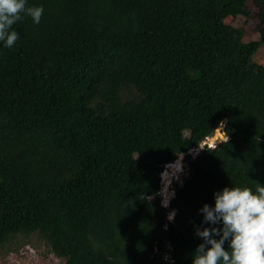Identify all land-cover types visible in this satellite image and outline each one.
<instances>
[{"label": "trees", "instance_id": "trees-1", "mask_svg": "<svg viewBox=\"0 0 264 264\" xmlns=\"http://www.w3.org/2000/svg\"><path fill=\"white\" fill-rule=\"evenodd\" d=\"M27 4L40 23L22 14L0 42V246L36 235L64 264H192L214 193L264 186V69L223 22L253 4L264 23V0ZM217 129L228 143L186 154ZM181 155L165 208L160 174Z\"/></svg>", "mask_w": 264, "mask_h": 264}, {"label": "clouds", "instance_id": "clouds-1", "mask_svg": "<svg viewBox=\"0 0 264 264\" xmlns=\"http://www.w3.org/2000/svg\"><path fill=\"white\" fill-rule=\"evenodd\" d=\"M43 11V7L28 6L27 0H0V42L12 48L19 39L13 26L22 19V14L38 25ZM217 130L223 138L224 133ZM223 141L228 143V136ZM221 142L212 145L207 143V146L204 143L201 151L205 147L214 148ZM160 178L164 186L159 195L163 197L162 207L167 208L175 195L174 190L169 192L172 180H178L179 177L166 170L160 174ZM214 200V206L205 204L200 209L202 223L209 227L196 228V235L203 242L192 254V264H264V186L257 181L254 189L248 186H226L214 193ZM175 215L173 210L167 219L173 221ZM226 241L227 249L224 247Z\"/></svg>", "mask_w": 264, "mask_h": 264}, {"label": "rangeland", "instance_id": "rangeland-1", "mask_svg": "<svg viewBox=\"0 0 264 264\" xmlns=\"http://www.w3.org/2000/svg\"><path fill=\"white\" fill-rule=\"evenodd\" d=\"M260 12L261 10L258 6L252 4L248 16L238 18L227 17L223 22L225 25L243 28V42L257 46V51L253 56V64L258 68L264 69V23L259 20L258 14ZM261 41L263 43L258 46V42ZM215 134H220L219 130ZM210 139L212 137L207 138L196 150H191L186 154H190L192 158L195 157L201 151L203 144L205 143V146H207L206 144ZM219 141H223V138H220ZM176 161L177 163L175 165L170 166L169 164L161 172L162 174L167 170L170 174L175 173L179 177L178 180H172L169 192L172 190L175 191L176 187L181 186L184 179H187L190 174V168L185 162V155H181L173 163ZM160 185L161 192L164 186L162 178H160ZM160 198L162 203L163 197L161 195ZM0 264H64V261L54 257L49 251V248L36 235H32L29 239L17 238L8 244L0 246Z\"/></svg>", "mask_w": 264, "mask_h": 264}, {"label": "bare ground", "instance_id": "bare-ground-1", "mask_svg": "<svg viewBox=\"0 0 264 264\" xmlns=\"http://www.w3.org/2000/svg\"><path fill=\"white\" fill-rule=\"evenodd\" d=\"M220 138H222V136L220 134H215V135H213L212 139H210L207 143L209 145H212V144L216 143L217 141H219ZM175 163H177V161ZM175 163L170 164V166L175 165Z\"/></svg>", "mask_w": 264, "mask_h": 264}, {"label": "water", "instance_id": "water-1", "mask_svg": "<svg viewBox=\"0 0 264 264\" xmlns=\"http://www.w3.org/2000/svg\"><path fill=\"white\" fill-rule=\"evenodd\" d=\"M210 136H213V133ZM223 139L226 140V135L224 134H223Z\"/></svg>", "mask_w": 264, "mask_h": 264}]
</instances>
